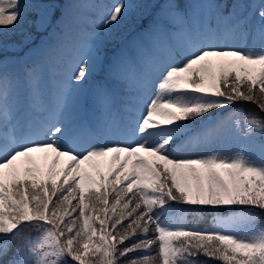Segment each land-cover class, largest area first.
I'll list each match as a JSON object with an SVG mask.
<instances>
[{"label": "snow or ice", "instance_id": "1", "mask_svg": "<svg viewBox=\"0 0 264 264\" xmlns=\"http://www.w3.org/2000/svg\"><path fill=\"white\" fill-rule=\"evenodd\" d=\"M240 101L264 114V0H0V264H264V118L216 115ZM175 204L249 211L205 230Z\"/></svg>", "mask_w": 264, "mask_h": 264}, {"label": "trees", "instance_id": "2", "mask_svg": "<svg viewBox=\"0 0 264 264\" xmlns=\"http://www.w3.org/2000/svg\"><path fill=\"white\" fill-rule=\"evenodd\" d=\"M103 3H110L111 0H102ZM31 18V17H30ZM96 16L95 14H89L85 22L82 24V28L85 29V31H88L91 27L90 21L95 20ZM27 27V24L24 25ZM30 31H35V29H29ZM113 30L115 35L117 36V40L113 43L108 45L107 48V56L109 58L114 57L118 49L123 45V43L129 39L133 38L135 36V32L128 28L127 26L121 25V26H113ZM9 36H11L12 40L18 41L19 36L18 35H12L11 32H9ZM11 53H9L10 55ZM104 77V73L100 71L98 75L95 76L96 82L98 83L101 81ZM116 90H119L117 87ZM233 112H239L240 119H247L251 117H257V118H264V114H261L259 109L256 107L255 104L251 102H237L233 106L226 107L222 110H217L216 115H228L230 116ZM255 140L259 143H264V137H261L259 135L256 136ZM174 211L171 212L170 220L174 219L178 216H183V223L187 227H195L199 229H211L214 227V220L216 217H220L221 215H224L230 210L226 207H211V206H200L197 208H193L188 205L184 204H175L173 205ZM242 208L249 210L248 208L241 206ZM255 215L259 216V220L262 224H264V213L254 212ZM37 233L32 232L31 235L35 236ZM199 259L205 260L206 258L200 257ZM211 264H220L218 261H212Z\"/></svg>", "mask_w": 264, "mask_h": 264}, {"label": "rangeland", "instance_id": "3", "mask_svg": "<svg viewBox=\"0 0 264 264\" xmlns=\"http://www.w3.org/2000/svg\"><path fill=\"white\" fill-rule=\"evenodd\" d=\"M91 2L96 3V4H104L102 0H91ZM83 29V28H82ZM85 31V29H83ZM133 38H129L127 39L123 45L118 49V51L122 48H125L126 46H128L130 44V42L132 41ZM61 66H57L56 69H54L53 72H50L49 74H47L45 76L44 79V83L42 85V94H43V100L45 102L50 101L51 95L53 93V90L55 88V82L57 79L56 76V72L60 70ZM100 73V70L98 69L97 72L88 79L87 84L82 85L83 91L84 93L90 95L92 90L96 87L97 82H96V78L95 76L98 75ZM119 88V87H118ZM117 91V95L118 96H122L123 95V91L119 88V90ZM26 95V93H25ZM27 103V102H26ZM230 116L228 115H217V118L219 119H224L227 120ZM99 143H114V142H120V143H130L131 139L122 137V136H111L108 137L106 139H101L98 141ZM257 144H259V142L256 141ZM245 145L243 142V139L237 135H232V136H226L223 137L219 140H217L216 142H214L213 144L209 145L206 149H202L199 151H195V152H191V153H187V155H192V156H197V155H206V154H210L212 152H220L221 154L224 155H233L238 151H242L244 150ZM211 207H216V208H220V207H226L230 210V212L221 215L220 217H226V216H231L233 214L236 213H241V212H247L249 210H246L244 208H242L241 206H211Z\"/></svg>", "mask_w": 264, "mask_h": 264}]
</instances>
